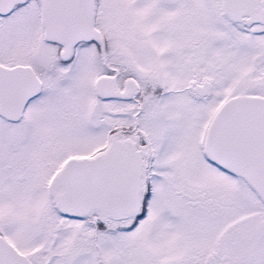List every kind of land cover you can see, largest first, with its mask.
<instances>
[{"label":"snow or ice","instance_id":"6c2138e0","mask_svg":"<svg viewBox=\"0 0 264 264\" xmlns=\"http://www.w3.org/2000/svg\"><path fill=\"white\" fill-rule=\"evenodd\" d=\"M0 264H264V0H0Z\"/></svg>","mask_w":264,"mask_h":264}]
</instances>
